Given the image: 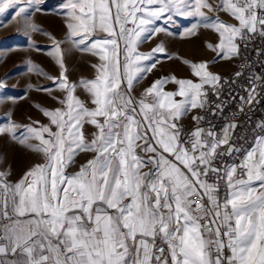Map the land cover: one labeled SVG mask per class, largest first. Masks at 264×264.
<instances>
[{"label":"snow or ice","instance_id":"1","mask_svg":"<svg viewBox=\"0 0 264 264\" xmlns=\"http://www.w3.org/2000/svg\"><path fill=\"white\" fill-rule=\"evenodd\" d=\"M44 2L0 0V27L11 13L31 44V34L41 33L31 17ZM61 7L67 37L53 39L48 53L60 73L46 77L63 93L61 107L41 110L48 124L18 125L10 113L0 124V137L39 157L16 181L10 165L0 170V264H264V121L250 147L236 143L245 137L235 135L234 120L217 132L193 115V129L184 131L181 120L208 107L205 86L217 95L222 87L206 62L190 65L198 82L161 77L134 95L159 63L154 54L165 53L163 45L139 51L166 31L158 22L195 17L187 34L211 29L219 40L207 47L232 59L241 44L264 39V0H217L215 7L209 0H63ZM68 40L97 59L93 79L69 82L61 48ZM28 70L43 75L31 62ZM252 82L241 97L250 109L264 76ZM168 83L176 90L165 91ZM78 87L92 107L75 95ZM86 124L95 129L91 138ZM81 153L92 155L69 174Z\"/></svg>","mask_w":264,"mask_h":264},{"label":"rangeland","instance_id":"2","mask_svg":"<svg viewBox=\"0 0 264 264\" xmlns=\"http://www.w3.org/2000/svg\"><path fill=\"white\" fill-rule=\"evenodd\" d=\"M62 3L63 0H45L42 12L32 15L31 20L41 29V33L31 34V44L29 37L25 36L23 32L17 33L19 24L10 19L11 13L5 17L10 22L4 27H0V81L5 82V89L0 90V124L6 122L9 113L11 114L10 119L18 125H29L34 121H39L41 125L48 124L49 121L41 110H53L61 107L59 99H63V93L57 89L53 80L49 79L58 77L60 69L48 53L53 51V39L62 41L67 37L65 19L59 14L64 11L61 7ZM209 3L215 7L217 0H209ZM204 11L211 19H216L218 16L226 23H237L223 11L219 13ZM196 23H198V19L195 17L180 16L173 17V21L167 24L162 21L157 23V26L165 28L166 31L152 35L151 39L140 45L139 51L148 54L157 45H163L165 53L154 54V60H158L159 63L153 72L146 74L145 78L135 85V96H139L153 81L163 77V70L169 67L167 64L176 59L175 57L178 55L176 42L181 39L191 41L194 35L187 34L188 29ZM201 31L206 37L214 32L200 26L196 33ZM98 35L100 34L98 33ZM61 48L64 50L63 59L70 83L78 84L82 78L88 80L94 78V70L90 65L98 62L95 57L77 51L70 40L62 43ZM188 60L191 64L205 62L199 51H195V55L189 57ZM28 62L35 65L43 75L30 72ZM159 75L160 77H158ZM43 89H51V91H43ZM75 95L85 101L88 107H92L89 96L83 88L78 87ZM54 97L58 99H54ZM84 131L85 135L91 138V133L95 129L86 124ZM30 143H35V141H30ZM91 155V153L78 155L67 172L69 174L77 172L79 166L91 158ZM0 157L3 158L0 170L9 165L11 167L12 175L9 178L11 181L18 180L27 168L39 160L35 153L8 137H0Z\"/></svg>","mask_w":264,"mask_h":264},{"label":"built area","instance_id":"3","mask_svg":"<svg viewBox=\"0 0 264 264\" xmlns=\"http://www.w3.org/2000/svg\"><path fill=\"white\" fill-rule=\"evenodd\" d=\"M234 66L231 72L220 76L223 83L222 87L218 86L219 95L215 90L208 88L207 85L205 86L208 89V107L203 111L197 109L195 113L205 117L203 123L205 128L212 126L216 131L221 130L226 122L234 120L240 125L236 129L235 135L245 137L244 140L237 139L236 143L250 147L254 135L260 134L256 124L264 121V91L257 88V91L261 92L257 96L259 103H254L251 109L241 101V97L248 95L246 90L253 86L252 81L255 76H264V39L256 36L248 41L246 45L241 44L240 54L236 56ZM237 72L242 74L236 76ZM217 104L222 106V111L217 109ZM240 107L244 108L243 112L239 111ZM180 123L185 132L192 130L194 127L188 116H185ZM221 194H223V189Z\"/></svg>","mask_w":264,"mask_h":264},{"label":"crops","instance_id":"4","mask_svg":"<svg viewBox=\"0 0 264 264\" xmlns=\"http://www.w3.org/2000/svg\"><path fill=\"white\" fill-rule=\"evenodd\" d=\"M197 35V34H195ZM195 35L192 37L193 39H195ZM199 36L200 38H202V40H200V42L198 44H196L195 46H193L195 51H199L201 52V54L203 55L205 62L207 63L208 66V71L214 73V74H218L219 76L225 75V73L231 72L234 69V65H235V61H236V57H233L232 59H223L222 56L223 54L221 53V55H217V52L212 51L209 47H207L208 44H211L213 46H215L218 43V34H216L215 32L209 34L208 37H206L205 34L201 32H199ZM192 39V40H193ZM191 47V48H193ZM191 50V51H190ZM193 49H189L187 50V52L185 51H180L179 54L177 55V57H175L176 59H173L172 62H169L167 64L166 67L167 69L163 70V77H171V76H175L177 79H191L194 82H198V78L195 77L194 75H192V71H191V63L188 60L189 57L195 55L194 50ZM190 51V52H189ZM218 51V50H217ZM185 61H187L188 63L186 64ZM175 63V64H174ZM177 66H182L184 67V69L182 68L181 70L179 69V67ZM166 73H165V72ZM162 73V72H160ZM161 75V74H160ZM160 75L158 77H160ZM177 88V86L175 84L172 83H168L165 85V91H175ZM176 99H180L179 97H176ZM197 109L192 110L188 113L189 117V121H192V116L196 115ZM220 130H218L217 132H219Z\"/></svg>","mask_w":264,"mask_h":264},{"label":"bare ground","instance_id":"5","mask_svg":"<svg viewBox=\"0 0 264 264\" xmlns=\"http://www.w3.org/2000/svg\"><path fill=\"white\" fill-rule=\"evenodd\" d=\"M197 35H195V39H193V40H191V41H187V40H183V39H181V41H177L176 42V50H177V53L179 54V52L180 51H185V52H187V50H189V49H196V48H194L193 46H195L196 44H198L199 42H200V40H202V38H200V36H199V32L198 33H196ZM197 46V45H196ZM191 47H193V48H191ZM192 50V51H193ZM191 51V50H190ZM189 51V52H190ZM194 52H195V50H194ZM175 64V63H174ZM177 67H179V69L181 70L182 68L184 69V67H180V66H177Z\"/></svg>","mask_w":264,"mask_h":264}]
</instances>
